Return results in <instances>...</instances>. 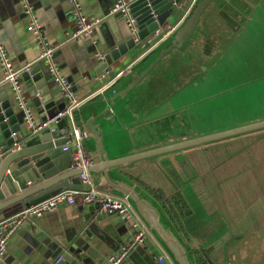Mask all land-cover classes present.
Wrapping results in <instances>:
<instances>
[{
	"label": "crops",
	"instance_id": "0c3cea01",
	"mask_svg": "<svg viewBox=\"0 0 264 264\" xmlns=\"http://www.w3.org/2000/svg\"><path fill=\"white\" fill-rule=\"evenodd\" d=\"M30 1L49 41L60 47L54 60L62 74L74 84L90 75L91 80L77 91L80 105L72 115L74 125L86 135L85 152L94 162L99 145L109 160H115L264 120V0L252 5L247 14L228 9L234 0H218L220 5L211 1L201 16L196 36L169 53L168 62L157 63L131 91L114 101H110L114 94L126 88L174 41L197 0H179L175 14L163 29L115 62L111 72L100 78L94 73L98 63L93 50L107 55L108 46L120 39V32L128 34L123 19L105 17L113 0H79L87 17L106 18L93 34V39L98 40L96 45L87 38L69 39L74 24L65 0ZM27 26L18 0H0V42L12 56L16 69L35 61L39 53ZM202 40H210L207 50L195 48ZM200 54L207 57L206 66L199 67ZM41 70L47 75L42 65ZM167 73L170 79L174 77L177 90L163 99V80L170 81L165 79ZM20 85L36 121L41 122L22 79ZM0 87L6 88L13 99L1 67ZM50 88L60 96L56 86ZM100 115L104 117L91 126L101 131L98 142L84 129L89 120ZM28 134L21 145L39 143L38 136ZM211 146L214 145L173 151L106 172L90 171L102 192L116 198L127 193L132 196L128 198L130 218L84 205L79 199L81 191H75V205L59 207L21 226L9 240L0 264H54L68 251H73V260L65 264H105L106 258L128 243L137 230L144 232V241L122 264H157L159 256L174 264L165 244V237L170 239L166 232L184 249L190 264H196L197 257L201 264H246V257L254 253L252 249L258 243L262 244L259 249L264 248V241L249 237L240 240L247 230L241 229L242 223L238 227L232 219L227 221L224 214L212 221L215 211H226V202L213 203L201 194L210 183L206 177L209 170L205 169L215 164L205 157ZM180 211L190 214L181 218ZM162 217L167 224L160 221ZM171 218L181 224L182 230ZM134 223L138 224L136 228Z\"/></svg>",
	"mask_w": 264,
	"mask_h": 264
},
{
	"label": "water",
	"instance_id": "95a60500",
	"mask_svg": "<svg viewBox=\"0 0 264 264\" xmlns=\"http://www.w3.org/2000/svg\"><path fill=\"white\" fill-rule=\"evenodd\" d=\"M211 1L201 0L186 24L176 35L174 41L161 50L143 71L135 75L126 88L116 92L110 101L123 98L167 53L173 49H180L193 34L203 11ZM178 2L179 0H134L130 4L129 13L134 18L135 33H131L129 29H127L128 34L124 35L120 32V39L118 41L114 39L111 45L108 46V53L105 55L104 60L97 62L98 66L94 69L95 75L98 77L104 71L110 73L115 62L136 49L145 39L163 29L168 18L175 14ZM41 65L34 64L29 72L22 73L21 79L29 89L33 106L43 123L57 112L62 111L66 105V100L60 96H55L51 92L50 87L53 85L50 83L49 76L41 70ZM85 76L86 79L74 84L73 91H78L83 84H87L91 80L89 74ZM48 83L52 86H49ZM52 110H56V113L51 114ZM102 117L104 116L100 115L89 120L84 129L87 135L88 133L92 134L98 142L101 131H95L91 126L95 120ZM262 128H264V121L115 160H109L101 145H99L98 154L90 171L106 172L149 157L200 146ZM31 131L32 129L24 125L23 114L17 108L14 96L11 99L6 88L2 89L0 87V134L2 137L0 142V221L59 193L75 192L83 189L78 178L80 172L70 168L71 153L68 150L63 151L61 148L69 139H55L49 133H45L38 136L39 143L37 144L22 145L19 149L14 148V145L22 143V140L28 133L29 136ZM127 196L132 198L129 193H127ZM165 244L177 264H190L187 253L179 244L177 245L173 240L166 237ZM72 260L73 251H68L63 256L61 263H70Z\"/></svg>",
	"mask_w": 264,
	"mask_h": 264
},
{
	"label": "built area",
	"instance_id": "2783aa9c",
	"mask_svg": "<svg viewBox=\"0 0 264 264\" xmlns=\"http://www.w3.org/2000/svg\"><path fill=\"white\" fill-rule=\"evenodd\" d=\"M69 5L70 15L74 24L73 32L70 34L72 40L79 38H87L93 45L98 40L93 39L95 30L99 29L105 17L117 16L125 20L126 25L131 33H135L134 18L131 17L130 4L134 0H113L112 6L104 18L87 17L82 10L79 0H65ZM21 6L22 15L27 19L28 31L32 36L36 47L38 48V56L35 61L26 63L21 68L16 69L13 65L12 56L6 51L0 42V67L3 72L4 82L9 83L10 90L16 100L17 108L23 114L24 125L32 129L30 137H36L46 132L55 139H69L61 148L63 151L71 153V166L73 170L80 173L78 178L83 186L80 192V200L84 205H95L99 209L109 215L117 214L119 216L130 218L128 197L116 198L108 193H104L94 184L90 169L94 164V158L87 155L83 144L86 135L78 126L74 125L73 111L80 105L77 91H73L74 83L70 82L63 74L59 65L55 62V53L60 50L59 45L54 46L42 30L40 23L35 14V7L30 0H18ZM93 58L98 62H102L105 54L97 50H93ZM34 64H42L46 69L50 78V83L59 90L60 97L66 100V105L62 111L57 112L45 122H37L32 108L28 100L21 92V75L27 73ZM109 72L104 71L98 78L108 75ZM71 124V127L68 124ZM21 143L14 145L19 149ZM1 156V153H0ZM77 196L75 192H62L48 200L37 205L23 209L19 213L0 221V260L6 253L7 245L11 237L30 220L41 217L46 213H51L59 207H70L76 204ZM134 223L133 228L137 227ZM144 241V232L137 230L128 243L122 245L117 251L111 253L105 261V264H122L128 257L132 249L141 245ZM63 260V256L57 257L54 264H58ZM157 264H168L164 256L157 257Z\"/></svg>",
	"mask_w": 264,
	"mask_h": 264
},
{
	"label": "rangeland",
	"instance_id": "374dc122",
	"mask_svg": "<svg viewBox=\"0 0 264 264\" xmlns=\"http://www.w3.org/2000/svg\"><path fill=\"white\" fill-rule=\"evenodd\" d=\"M123 23L128 29L125 20ZM262 129L206 143V145H214L206 151L205 157L209 156L215 164L205 169L209 170L206 177L210 183L209 188L201 189V194L204 193L213 203L226 202V211H215L212 221L222 218L224 214L227 221L232 219L233 225L238 224L239 227L242 223L241 229L247 232L240 240L249 237L251 240L264 241V130ZM185 212L180 211L181 218L185 216ZM241 213L244 215L240 216ZM160 221L166 223L163 217ZM261 245L258 243L252 249L254 253L246 257V264H264V248L259 249ZM200 249L202 251V248Z\"/></svg>",
	"mask_w": 264,
	"mask_h": 264
},
{
	"label": "trees",
	"instance_id": "16d2710c",
	"mask_svg": "<svg viewBox=\"0 0 264 264\" xmlns=\"http://www.w3.org/2000/svg\"><path fill=\"white\" fill-rule=\"evenodd\" d=\"M259 0H234L233 1V6L232 7H228V9L230 10V11H234L235 9L239 12V14H247V13H249V11L251 10V6L252 5H254V4H256L257 2H258ZM201 2V0H197L196 1V3H195V5H194V7H193V9H192V13H191V15L193 14V12L195 11V9L197 8V6H198V4ZM214 2H216L215 4H221L222 2L221 1H218V0H212V3H214ZM209 6V5H208ZM207 9L208 8H206L204 11H203V13H202V17L204 16V14L206 13V11H207ZM190 15V16H191ZM240 15H238V17H239ZM189 19V18H188ZM200 23H201V17H200V19H199V21H198V23H197V26H196V28H195V30H194V32H193V34L190 36V38L189 39H191L192 37H195L196 36V32H197V29H198V27H199V25H200ZM166 25V24H165ZM164 25V26H165ZM195 34V35H194ZM194 35V36H193ZM189 39L187 40V41H189ZM186 41V42H187ZM210 40H208V41H206V40H202V41H200L199 43H198V46H196L195 48L196 49H198L199 47L200 48H202L203 50L204 49H208V46H210L211 45V43L209 42ZM190 42V41H189ZM206 50H205V52H206ZM176 51V49H173L172 51H170L169 53H173V52H175ZM169 53H167L159 62H158V64L159 63H162V61H163V65L166 63V62H168V59H169V57L167 58V56L169 55ZM200 59H201V61H200V63H199V67L202 65V66H206L204 63H205V61L204 60H206L207 59V57H204V56H202L201 54H200ZM206 63H207V61H206ZM157 65V64H156ZM170 76H171V74H168L167 73V77L165 78L166 80L167 79H169L170 81H168V82H165L164 80H163V90L165 91V93L163 94V99H165L166 97L168 98L169 96H171L174 92H176V90H177V87L174 85L173 86V79H174V77L172 78V79H170ZM163 77H164V75H163ZM262 130H264V129H262ZM244 136V135H243ZM206 172V171H205ZM147 190L151 193V194H154L155 195V193L153 192V191H151L150 189H148L147 188ZM167 214H169V211H167ZM185 214L186 215H189L190 214V212L189 211H187V212H185ZM171 221H172V218H171ZM173 222V224H175V226L177 227V229L178 230H182V227H181V224L179 223V222H177V221H172ZM255 239V238H254ZM201 258H199V257H197V259H196V264H201Z\"/></svg>",
	"mask_w": 264,
	"mask_h": 264
},
{
	"label": "bare ground",
	"instance_id": "6f19581e",
	"mask_svg": "<svg viewBox=\"0 0 264 264\" xmlns=\"http://www.w3.org/2000/svg\"><path fill=\"white\" fill-rule=\"evenodd\" d=\"M159 230V232L161 233V231H160V229H158ZM165 235L168 237V238H170L171 239V236L166 232L165 233ZM175 242V241H174ZM176 243V242H175ZM177 244V243H176ZM178 245V244H177Z\"/></svg>",
	"mask_w": 264,
	"mask_h": 264
}]
</instances>
